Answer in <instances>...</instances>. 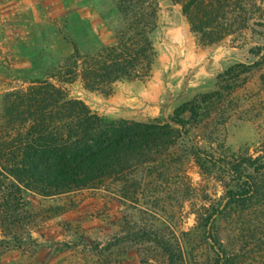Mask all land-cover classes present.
Wrapping results in <instances>:
<instances>
[{"label":"rangeland","instance_id":"1","mask_svg":"<svg viewBox=\"0 0 264 264\" xmlns=\"http://www.w3.org/2000/svg\"><path fill=\"white\" fill-rule=\"evenodd\" d=\"M112 1L0 0V109L7 91L45 76L47 64L61 55L58 38L48 33L50 27L62 30L61 38L71 34L87 13L96 23L94 35L106 39L111 17L118 13L111 10ZM159 2L158 27L153 33L158 54L150 77L118 81L112 93L89 90L81 78L67 87L108 119L138 121L159 117L172 122L183 104L210 95L205 103L211 109L209 115L194 123L193 130L183 133L179 144L170 149L182 173L174 175L167 190L158 193L156 203L141 199L130 205L106 189H79L54 197L22 189L19 195L40 216L28 223L22 249L11 250L1 264H168L167 256L149 241L114 244L132 229L126 225V214L136 229L175 231L183 246L184 264H209L212 260L210 226L198 214L220 201L224 208L226 184H231L232 178L204 172L190 150L194 145L218 155H264V58L263 54L254 55L264 39L244 28L217 43L203 45L182 3ZM254 60L262 63L250 70ZM170 62L172 69L179 70L182 86L159 99ZM241 63L247 72L240 75L233 68ZM185 92L189 97L183 101ZM253 175L262 179L264 170H254ZM261 201L258 197L252 207L217 213L232 264H264V236L259 233V228L264 229Z\"/></svg>","mask_w":264,"mask_h":264},{"label":"trees","instance_id":"2","mask_svg":"<svg viewBox=\"0 0 264 264\" xmlns=\"http://www.w3.org/2000/svg\"><path fill=\"white\" fill-rule=\"evenodd\" d=\"M173 1L182 3L203 45L244 28L264 39V0ZM160 9L159 0H113L111 10L119 16L112 15L106 39L72 32L64 35L61 55L47 64L45 76L5 93L0 109V264L11 250L22 249L28 223L40 216L23 201L22 189L46 197L106 189L130 205L141 199L156 203L158 193L182 173L170 149L179 144L183 133L193 130L194 123L209 115L211 109L205 103L210 95L183 104L172 122L159 117L138 121L108 119L67 87L81 78L89 90L112 93L118 81L150 77L158 54L153 33ZM261 54L264 58V45L254 50V55ZM260 63L254 60L248 67L251 70ZM239 65L233 69L240 75L247 72L241 69L245 64ZM190 152L204 172L232 178L226 184L224 208L220 201L198 214L210 226L213 257L209 264H232L217 213L252 207L258 197L264 200V177L253 175L254 170H264V155H218L194 145ZM124 219L132 229L114 244L149 241L167 256L168 264H184L183 246L175 231L163 228L152 233L132 227L128 214ZM259 233L264 236V229L259 228Z\"/></svg>","mask_w":264,"mask_h":264},{"label":"crops","instance_id":"3","mask_svg":"<svg viewBox=\"0 0 264 264\" xmlns=\"http://www.w3.org/2000/svg\"><path fill=\"white\" fill-rule=\"evenodd\" d=\"M87 11V10H86ZM86 14V15H85ZM84 16H81L80 22L77 23V25H75L72 28V33L73 34H78V35H94V26H95V21L94 19L87 13H85ZM48 25L50 23H47ZM56 28V29H55ZM62 30H57L56 25L52 26L49 28L48 33L49 34H54L58 40H59V46H60V51L62 50L61 46H62V35L61 38L59 37ZM207 52V50H206ZM173 68V62H170V64L168 65L167 68H165L164 70V76H165V80L163 81V90L161 91L160 97L159 99H163L165 98V96H168L169 93L171 94L172 91L175 93L177 91L180 90V87L182 86L181 82H180V78L177 75L179 70H174ZM187 97H189V95L185 92L182 100H186L188 99ZM181 104V103H180Z\"/></svg>","mask_w":264,"mask_h":264}]
</instances>
